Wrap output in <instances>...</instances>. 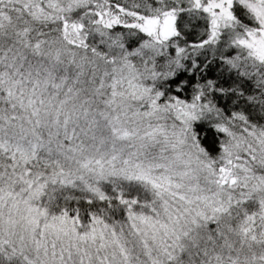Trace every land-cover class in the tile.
Masks as SVG:
<instances>
[{
  "label": "snow or ice",
  "instance_id": "1",
  "mask_svg": "<svg viewBox=\"0 0 264 264\" xmlns=\"http://www.w3.org/2000/svg\"><path fill=\"white\" fill-rule=\"evenodd\" d=\"M0 264H264V0H0Z\"/></svg>",
  "mask_w": 264,
  "mask_h": 264
}]
</instances>
